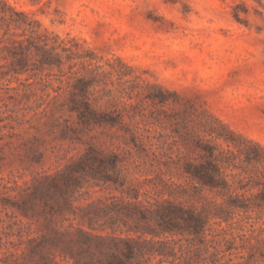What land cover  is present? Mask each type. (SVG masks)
I'll return each instance as SVG.
<instances>
[{"label":"rangeland","instance_id":"1","mask_svg":"<svg viewBox=\"0 0 264 264\" xmlns=\"http://www.w3.org/2000/svg\"><path fill=\"white\" fill-rule=\"evenodd\" d=\"M2 8L18 22L0 21V48L32 28L70 48H58L62 69L0 68L9 70L0 78L3 242L16 241L5 233L15 219L40 225L13 203H23L26 182L50 175L44 183L54 179L72 199V208L60 199L68 215L98 197L120 196L122 188L159 185L209 219L213 264H264V206L251 207L252 216L217 214L242 197L264 199V0H3ZM71 63L78 73L71 74ZM38 64L30 60V67ZM79 76L89 81L88 101L100 121H84L67 105L66 82ZM205 145L222 171V186L202 190L206 199L185 172L187 161L206 162ZM112 155L118 160L109 176L78 172V183L71 177L86 157L110 163ZM59 188L49 190L54 206ZM6 249L0 238V264Z\"/></svg>","mask_w":264,"mask_h":264},{"label":"trees","instance_id":"2","mask_svg":"<svg viewBox=\"0 0 264 264\" xmlns=\"http://www.w3.org/2000/svg\"><path fill=\"white\" fill-rule=\"evenodd\" d=\"M8 8L14 13L24 14L12 6ZM0 21L10 26L12 22H18V19L13 13L8 14L6 8H2ZM31 31L32 35L8 38L7 44L0 48V52L7 50L2 55L6 62L0 64V68L11 65V70L16 74L35 68L43 70L58 66L62 69L64 61L58 48L61 47L64 51L70 48L62 44L56 45L57 39L50 44L47 36L35 34L33 28ZM6 33L7 30L4 35ZM4 40L6 39L0 38V42ZM35 57L40 64L30 67V60ZM68 58H71L70 55ZM74 66L75 63L69 65L71 74L80 71L75 70ZM8 72L9 70H0V78ZM32 75L36 76L37 73ZM43 79L47 82L49 80L46 77ZM88 86L89 81L84 76L77 77L74 82L67 80L66 87H71V98L67 105L84 121L93 118L100 121L95 117V111L88 101ZM61 88L62 85L58 87ZM79 95L82 97L79 98ZM204 148L208 155L206 162L187 161L185 172L198 183L194 185L199 186L196 187V192L206 199L202 190L222 186V171L212 147L205 145ZM87 158L82 160L76 169L77 173L71 174L75 183L81 177L78 172L89 173L95 178L101 174L109 176L105 175L106 170L116 166L118 160L116 155H112L110 163H106L104 158L93 156L92 163H88ZM49 177L50 175L34 177L30 184L26 182L22 194L23 203H13L24 216L34 219L40 225L33 228V221L25 222L22 218L8 223L9 231L5 232L6 235L16 236L17 239L3 242V237L0 236L1 244L7 248L1 259L2 264H152L155 258L158 259L155 264H168L170 256L172 259L169 264H213V251L209 249L213 246V239H208L206 233L209 219L196 206L186 207L181 202L166 197L164 189L159 185L144 191L139 188H122L120 196L112 194L98 197L86 205H78L79 211L70 209L72 215H68L63 203L72 208V199L67 195L68 191L63 193L54 179L45 184L44 180ZM105 180L117 182L111 177H105ZM65 184L68 186L67 179ZM123 184L121 182L114 188L119 189ZM51 188L60 189L56 206L48 202ZM167 192L170 196L174 195L173 190L168 189ZM253 206H264V199L242 197L241 203L221 206L217 214L226 212L229 215L244 211L252 216ZM9 216L13 218L16 215ZM174 235L180 237L176 239ZM183 238L186 243L180 242Z\"/></svg>","mask_w":264,"mask_h":264}]
</instances>
